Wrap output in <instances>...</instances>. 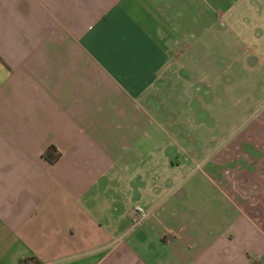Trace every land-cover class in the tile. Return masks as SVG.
I'll return each mask as SVG.
<instances>
[{
	"label": "crops",
	"instance_id": "0c3cea01",
	"mask_svg": "<svg viewBox=\"0 0 264 264\" xmlns=\"http://www.w3.org/2000/svg\"><path fill=\"white\" fill-rule=\"evenodd\" d=\"M247 1L0 0V264H264V183L170 102L220 97L202 54Z\"/></svg>",
	"mask_w": 264,
	"mask_h": 264
},
{
	"label": "rangeland",
	"instance_id": "374dc122",
	"mask_svg": "<svg viewBox=\"0 0 264 264\" xmlns=\"http://www.w3.org/2000/svg\"><path fill=\"white\" fill-rule=\"evenodd\" d=\"M234 21V27L222 30L215 52L202 54L215 59L220 97L203 96V89L197 88L205 85L201 80L188 82L187 93H177L170 102L176 112H186L190 125L211 128L200 132L201 139L212 135L213 143L233 140L203 154L224 162L222 170L228 172L238 193L243 192L242 178L252 182L255 193L264 183L260 179L264 174V0L242 3ZM193 148L188 155H193Z\"/></svg>",
	"mask_w": 264,
	"mask_h": 264
},
{
	"label": "trees",
	"instance_id": "16d2710c",
	"mask_svg": "<svg viewBox=\"0 0 264 264\" xmlns=\"http://www.w3.org/2000/svg\"><path fill=\"white\" fill-rule=\"evenodd\" d=\"M60 153L56 150V148L54 146H49L45 149L43 156L45 159H47L50 163H54L58 157H59ZM25 259H20L19 263L20 264H25Z\"/></svg>",
	"mask_w": 264,
	"mask_h": 264
},
{
	"label": "built area",
	"instance_id": "2783aa9c",
	"mask_svg": "<svg viewBox=\"0 0 264 264\" xmlns=\"http://www.w3.org/2000/svg\"><path fill=\"white\" fill-rule=\"evenodd\" d=\"M135 215L133 217L134 224L140 222L146 215L144 210L140 206L134 207Z\"/></svg>",
	"mask_w": 264,
	"mask_h": 264
}]
</instances>
